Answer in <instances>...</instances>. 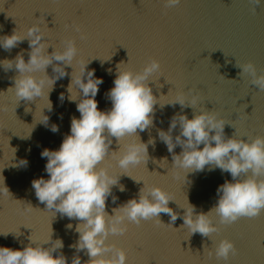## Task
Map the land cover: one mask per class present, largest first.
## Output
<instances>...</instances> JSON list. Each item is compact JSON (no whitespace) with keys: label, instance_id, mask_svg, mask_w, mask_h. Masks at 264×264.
Instances as JSON below:
<instances>
[{"label":"water","instance_id":"obj_1","mask_svg":"<svg viewBox=\"0 0 264 264\" xmlns=\"http://www.w3.org/2000/svg\"><path fill=\"white\" fill-rule=\"evenodd\" d=\"M34 24L41 27L49 53L62 48L68 39L75 41L78 53L49 93L51 111L45 108L49 106L50 81L41 98L19 101L12 88L17 69L0 66V246L22 248L31 237L51 247L59 238L64 246L57 254L62 252L69 261L77 254L70 245L78 239L75 226L79 221L48 210L31 186L34 178H47L41 151L59 148L70 132L71 118L80 116L67 89L73 77L71 96L79 95L75 80L83 64L91 60L87 68L103 79L96 100L101 110H107L111 108L107 92L113 86L117 65L124 62L121 69L141 71L151 58H157L161 70L149 81L157 97L152 125L144 131L138 129L139 136L109 138V154L100 166L114 177L120 176L106 200L109 215L138 196L144 183L159 185L169 193L173 199L169 207L177 212V219L172 221L168 213L161 212L159 217L141 221L140 226L125 221L127 231L122 236L109 235L107 245L127 249V264H264V212L221 224L213 210L209 215L218 231L210 237L199 232L191 235L183 219L188 202L196 213L208 212L217 202L218 186L232 177L219 168L210 170L209 165L191 172L175 167L173 155L182 151L181 146L172 154L158 135V130H168L173 115H193L191 106L182 108L171 102L177 98L188 102L198 96L197 110L217 113L226 122V137L264 136V91L251 85L248 75H239L242 70L237 66L251 61L258 73H264V0L258 5L254 0H180L175 7L166 6L165 0H0V36L13 30L23 36ZM21 51L27 61V39L10 50L0 47V60L14 59ZM56 63L62 62L53 61ZM46 72L54 76L53 65ZM37 76L47 80L43 72ZM43 111L49 117L48 126L40 122ZM52 124L58 125L57 132L50 130ZM179 131L177 123L173 138ZM139 137L143 142L154 141L148 144V160L124 174L113 152L138 142ZM24 159L26 166L20 164ZM70 223L72 228L67 227ZM225 238L237 249L227 261L214 254L216 244ZM78 254L82 264L90 259L87 250Z\"/></svg>","mask_w":264,"mask_h":264},{"label":"clouds","instance_id":"obj_2","mask_svg":"<svg viewBox=\"0 0 264 264\" xmlns=\"http://www.w3.org/2000/svg\"><path fill=\"white\" fill-rule=\"evenodd\" d=\"M179 3L180 0H165L168 7H175ZM254 3L258 5L261 0H254ZM25 39L30 48L28 60L24 59L21 51L14 59L0 60V66L5 69L14 66L17 69L18 75L12 88L19 101L41 98L50 81L51 87L47 90L49 106L45 108L51 111L49 93L55 81L66 74L65 66L72 67L78 53L76 43L68 39L62 48H54L49 53V44L45 42L41 27L34 24L23 36L15 30L9 35L0 36V47L10 50ZM53 61L62 63L53 64ZM90 61L82 65L79 78L75 80L79 95L76 98L71 96L73 77L67 89L69 99L76 102L80 116L71 118L70 132L64 136L59 148H44L41 151V157L46 158L47 178L41 176L31 182L37 199L48 210L79 221L75 226L78 239L70 245L77 254L69 261L62 252H56L64 246L62 239L58 238L51 247H45L47 242L37 243L30 237L31 242L22 248L0 246V264H82L78 254L82 250H87L90 257L85 264H127V249L108 246L106 241L109 235H124L127 231L125 221L139 224L159 217L161 212L168 213L172 221L177 219V212L169 207V201L173 200L169 193L159 185L146 186L144 183L138 196L113 209V214L109 215L106 200L112 193V187L119 183L120 176L114 177L108 168L100 166L109 154L112 144L109 138L119 140L138 135V129L144 131L152 125L157 97L149 81L161 70L159 59L151 58L141 71L121 69L119 66L124 62H120L113 86L107 92L111 100V108L107 110L98 107L96 95L103 79L95 76L94 69L87 68ZM49 65H53L55 73L51 77L46 72ZM237 66L242 70L239 75H248L250 84L264 91V73H258L251 61ZM40 72L47 76V80L37 76ZM58 72L60 74L56 75ZM63 99L64 94L61 93L60 100ZM176 102L182 108L191 106L194 111L191 118L183 112L173 115L168 130H158L169 152L175 153L177 145L182 148L179 154L173 155V165L187 172L203 171L209 165L210 170L219 168L232 177L231 181L226 180L218 186L217 202L208 212L196 213L195 206L188 202L183 219L191 235L199 232L210 237L218 231L209 215L213 210L221 224L234 223L241 217L259 216L264 212V136L257 135L252 139L236 135L226 137V122L217 113L208 109L197 110L198 96H192L188 102L177 98L171 103ZM43 115L40 122L48 126L49 117L44 111ZM177 123L180 131L173 138L172 130ZM50 130L57 132L58 125L52 124ZM152 143V139L143 142L139 137L138 142L129 143L123 150L113 152L124 174L131 166L147 162L148 144ZM21 161L23 166L28 163L26 159ZM119 187L120 191L125 190L124 185ZM112 199L115 201L116 197L112 196ZM67 227L73 226L70 223ZM236 251L235 243L225 238L216 244L214 254L217 259L227 261ZM106 252H111V255H104Z\"/></svg>","mask_w":264,"mask_h":264},{"label":"snow or ice","instance_id":"obj_3","mask_svg":"<svg viewBox=\"0 0 264 264\" xmlns=\"http://www.w3.org/2000/svg\"><path fill=\"white\" fill-rule=\"evenodd\" d=\"M48 39H49V40H51V39H52V37H51V36H49V37H48ZM118 144H119V143H118ZM241 218H249V217H241ZM137 226H140V225H139V224H137Z\"/></svg>","mask_w":264,"mask_h":264}]
</instances>
